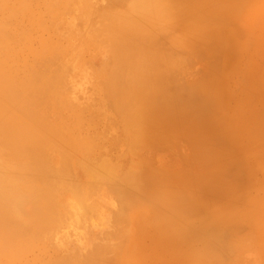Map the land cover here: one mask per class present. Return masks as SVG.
Masks as SVG:
<instances>
[{"label":"rangeland","instance_id":"obj_1","mask_svg":"<svg viewBox=\"0 0 264 264\" xmlns=\"http://www.w3.org/2000/svg\"><path fill=\"white\" fill-rule=\"evenodd\" d=\"M161 1L126 0L113 9L107 0H0V72L7 73L12 64L20 67L33 59L52 56L56 63L49 65L50 70H64L71 76L66 83L70 87L68 96L60 98V91L52 96L64 109L51 108L53 115L55 110L59 115L56 118L48 112V118L62 125L55 122L56 132H69L77 141L73 140V148L67 144L71 137L65 133L64 140L57 137L59 144L51 146L60 155L59 166L56 173L49 170L48 176L57 181L60 175L57 183L76 177L77 185L91 179L94 188L88 201L101 199L100 214L118 215L115 225L110 222L111 226L107 223L101 228L99 218L97 224L88 218L81 224L65 220L58 226L54 241L70 237L63 246L73 249V253L83 250L88 241L106 244L102 264H264V0H211L217 8L208 0H178L172 8L180 13L179 17H157L151 22L154 6ZM197 4L208 16L189 23L184 15ZM140 11L150 18L143 27L133 22ZM108 23H115L116 29H107ZM144 38L156 40V47L166 48L173 58L180 59L175 69L164 60L157 67L171 76L164 85L174 102L170 104L172 115L177 116L173 120L159 116L154 106L136 102L138 94L133 89L137 82L127 77L128 71L123 73L126 82L119 83L110 76L120 70L112 54L116 47ZM155 46L154 52L162 51ZM150 54L142 52L141 56ZM10 77L13 73L0 76V128L9 131L7 147L29 131L42 134L34 116L37 111L8 102L15 90L5 85ZM18 92L22 93L20 88ZM154 92L161 96L157 88ZM139 97L148 101L144 94ZM98 109L105 114H98ZM3 137L1 132L0 139ZM63 143L69 145H65L67 150L73 148L70 155ZM21 153L19 156L14 152L12 157L0 153V161L14 169V182L20 192L36 191L38 198L40 189L46 193L44 186L53 181L38 184L26 177L21 164L29 160ZM61 153H66L65 157ZM218 169L226 173L221 183ZM68 174H73L72 178ZM83 175L87 181L78 180L85 179ZM194 181L202 186L196 187ZM157 186L167 188L162 193L166 199L174 192L187 196L180 201L187 198L183 206L189 207V214L182 216L154 198ZM58 189L53 192L55 198L67 200L65 188ZM39 199L41 208L49 210L46 207L50 202ZM194 200L197 205L189 204ZM62 201L53 204L55 212L62 210ZM155 211L169 222L167 237L157 230ZM94 227L100 229L96 232ZM110 230L112 235H108ZM171 239L180 250L164 252ZM150 241L154 248H149ZM14 244L3 248L15 250ZM44 244L49 245L43 249L32 245L15 263L12 260L6 264H45L64 251L57 252L52 244ZM227 244L233 245L232 251ZM159 247L163 248L161 252L156 251ZM210 249L216 252L208 253ZM5 258L0 255L1 264H5Z\"/></svg>","mask_w":264,"mask_h":264},{"label":"bare ground","instance_id":"obj_2","mask_svg":"<svg viewBox=\"0 0 264 264\" xmlns=\"http://www.w3.org/2000/svg\"><path fill=\"white\" fill-rule=\"evenodd\" d=\"M120 1L121 0H107V4H108V6H110L111 8L113 7V9H114L115 5H117V4L122 5L123 3L126 2V0H125V2L121 1V4H119ZM208 1H210L211 4H213V6H215L214 8H217L218 4L215 1H211V0H208ZM204 3H206V1ZM177 4H179L178 0H166V1L163 0L161 2H158L154 6V11H152L151 22L154 21V18H157V17L163 18V17L167 16L168 18H171V19L179 17L180 13L174 12V9L172 8V6L177 5ZM207 4L209 5V3H207ZM124 5H125V7L128 6L126 4H124ZM199 6L197 4V6H194L193 10L186 11L187 15H184V17H186L188 19L187 21H189V23H190V21L195 22V20H196V23L201 22V19L204 20V17L206 14L208 16V12L205 11V9H203L204 11H202L201 9L200 10L198 9ZM205 7H207V6H205ZM106 11H104V13L103 12L102 13L108 15V12L106 13ZM110 12L112 13L113 10L112 11L110 10ZM110 12H109V15H110ZM102 16H104V15H102ZM149 20H150V18L144 16L143 12L140 11L138 13L137 17H134L133 22H134L135 26L143 27L149 23ZM106 27L109 30L116 29L115 23H112V24L108 23L106 25ZM158 44L159 43L154 39L144 38L142 40H139L137 43H133L132 41H130L128 44H125V45L121 44V47L117 46L116 50H114V52L112 54L118 60V65H120V70L117 73L111 72L110 76H112L115 79V81L121 83L123 81V76H124L123 73L128 71L129 75L127 77L130 78V80L132 82H137V83H135L136 88L133 89L134 93L138 94V98L136 99V102H140L141 105L146 104L148 107L154 106L155 107L154 109L158 110V111H156V110L155 111L159 116H162L166 120H168V119L173 120V118H175L177 116L172 115L173 111L171 109L172 106H170V104H174V102L171 101L172 100L171 94H170L171 97H168V95H167V93L169 94L171 92L165 91L166 90L165 88H167L168 86L164 85V83L166 81L170 80L171 76L169 73L159 72L157 67L160 63L162 64V60H164L165 62H167L168 66H169V64H171V66L174 67L172 69H175L177 67L176 65L179 63L178 60H180V59L177 60V59L173 58L171 51L167 50L166 48L161 49V46L160 47L155 46ZM154 46H155L157 51L158 50L159 51L162 50V51L158 52V53L154 52ZM142 52L151 53V54L148 57L144 58L143 56H141ZM56 55L57 54H55V56ZM54 60H55V58L50 56V57L33 59L31 62L27 63L26 65H21L20 67H14L16 65L12 64V66H8V68L11 70H9L7 73H9V74L13 73L14 79H13V77H10V78H7L8 80L5 82V85L8 86L9 88H11V89L15 88V90L11 92L12 95H9L8 102L10 101V103H14V105H16V106L19 105V108L26 107V108H32L35 111H37L34 113V116L36 114V116H37L36 120H37V122H38V124L41 127L43 132L41 131L42 134H38V133L34 134V132L29 131L24 137L22 136L21 139H19L20 140L19 142L17 141L15 143H13L12 145H10V147H7L8 135L6 132H9V131H7L6 128H3V129L0 128V134H1V132L4 133V137L2 139H0V153L7 154V155L11 156L12 154L14 155V152H16V154L20 156L19 153L22 152L21 156H23L24 158L27 157L29 160L27 162L28 164L27 163L21 164L23 166V168L25 169L24 171H26L25 176L34 178L33 181L38 183V184H41V183L44 184L45 180L51 179V177L48 176V174H49L48 172H51L49 170L53 169L55 172L54 171H52V172L56 173V170L58 169V166H59L57 160H59L58 156H60V155H58V153H56L57 148L55 149L51 145L54 144L55 142H56V144H59L57 137H59V139H61V141H62V140H64V139H62V136L68 135L67 133H69V132H67L69 130L66 131L67 133L62 131L63 133H65V135H64L63 133L61 134V131L59 133L58 132L59 130H58L57 131L59 133L58 135H61V136H58L56 129H54L55 128L54 124H56L55 122H57V123H59V122L51 120L52 119L51 117L48 118V116H50V113L54 112V110L52 111L51 108L59 106V108H61L62 110L64 109V107L63 108L61 107L62 105L58 104L59 100L57 102L54 101V99H52V96L54 95V97H55V95H57L60 91V94H62V96H60V94H59V97L60 98L63 96L66 97V96H68L69 90H70V87L68 85H66V83H69L71 80V76L69 77V72L64 71V70H55V71L50 70L49 65L50 64L55 65V63H56L55 62L56 60L55 61ZM182 61L183 60L181 59L180 62L182 63ZM21 68H22V70H21ZM7 73L5 70H1L0 76L4 77V76H6ZM123 82H126V79H124ZM56 84H58V88H57ZM29 86L31 88H34L36 90V92H33V90ZM54 86H56V88L53 89ZM50 87L52 88V90L50 89ZM19 88L21 89L22 93L18 92ZM156 88L158 89V91L162 92L160 97L157 94H155V92H154V89H156ZM47 89H49L51 91H46ZM123 89H124V85L121 87V90H123ZM14 92H16V93H14ZM189 93H190L189 94L190 97L192 98L191 92H189ZM139 94L146 95L148 98V101L146 98H145V100L144 99L140 100ZM179 94L182 95L181 92ZM179 94H178V96H179ZM189 95L186 97H189ZM186 97L184 96V98H186ZM60 98H58V99H60ZM178 98H176V99H178ZM191 98H188V99L190 100ZM186 100H187V98H186ZM189 100L187 102H189ZM53 101H54V103H52ZM182 101H184V100H182ZM176 102L178 103L177 100H176ZM86 103L88 104V102H86ZM181 103H185V102H181ZM53 104L56 106H54ZM99 105H100V103H99ZM188 105H190V104L187 103L186 106H188ZM99 107L101 108V105ZM99 107L97 106V108H99ZM181 107H183V106H181ZM60 110H58V111H60ZM98 110L99 111L96 110L97 113L103 112V111H100V109H98ZM46 111H47V113H46ZM48 112H50V113L48 114ZM55 112L57 113V110H55ZM56 113H54V115ZM58 113H60V112H58ZM97 113H96V115H97ZM100 113H98V114H100ZM26 114H27V112L25 113V115ZM104 114L105 113H103V114L101 113L102 116ZM45 115H47V116H45ZM54 115H53V113L51 114V116H54ZM58 115L59 114L55 115L56 118ZM68 119H70V118H68ZM73 121H75V120H73ZM20 122L21 121H18L17 123L19 124ZM172 125H170V126H172ZM60 126H62V125L60 124L59 127ZM142 126L144 127V123L142 124ZM63 128L61 130H63ZM72 136L73 135H71V134H70V136L68 135L69 138L71 137L70 138L71 141L66 136V139L69 140L70 143L68 141H66V142H68L67 144H69L70 146H73L72 142H73V140H75V138ZM72 138H74V139H72ZM76 141L77 140H75V142ZM78 141H80V140H78ZM65 143L62 144L64 146V148L61 144L59 146H61L66 151L67 149H66L65 145H67V144H65ZM69 145H67V146H69ZM27 147H29V148L27 149ZM51 147H53V148L50 149ZM69 148H70V149H68L69 151L68 150L67 151L70 155L72 152L71 149H73L75 147L73 146V148L72 147H69ZM50 150H52V151H50ZM63 153H61V154H63ZM65 154H63L64 155L63 157H65ZM17 157H15V159L18 161ZM61 160H63V159H60V161ZM66 160L68 161L69 158L67 157ZM67 166H69V165H67ZM70 167H68V168H70ZM64 171H66V170H64ZM65 173H67V172H65ZM14 174H15V172H14V169L12 168V166H10L8 163H4V162L0 161V205H2V206H0V255L6 256L3 263H5V264L10 263L12 260H13V263H15V260L17 258H20L22 256L23 252L27 251L28 249H29L28 251L31 250L30 248L32 247V245H41L40 248L43 249V248L48 247V245H49V244L45 245L44 243H50L54 246V248L57 249L56 250L57 252H60V250L61 251L64 250V251L57 253L58 255H56L53 258V260L47 261V262H45V264H102L103 263L102 261L104 260L103 259V253H104V251H106L108 249V246H104L106 244L97 245L93 241H88V244H86L85 247H83V250L80 248L79 252L76 251L75 253H73L74 252V251H72L73 249L71 250L69 248L70 249L69 250L67 248H64V246H63L64 241H68V239L70 238L69 236H68L69 238H67L66 236L62 237L61 235H59V237L61 236L60 241L57 239H56L57 241H54L55 240L54 236L57 235V232H59L58 226L60 224L64 223L65 220L69 221V219H70L71 221L74 220V222L76 224H81V223H85V221L88 218V221H91L90 219H92V220H94V222L96 221L95 223L97 224V221H98L97 218H99V221H101V223L103 224V225H100L101 223L98 222V225L100 226V228L102 226L105 227V225L108 226L107 223L111 226L110 222L114 223V225H115V222L118 221L117 213H106L104 215L100 214V213H102L100 210L101 203H102L101 199H97L91 203L88 201V197L90 195L89 194L90 190L94 188V183H92V180L91 179L88 180V178H86L83 175L85 179H82L83 177H81L78 180L79 181H81V180L87 181L88 180V182H86V184L79 183V185H77V184H75L77 182L76 177H75V179H73L71 177V176H73V174L72 175L68 174V175H70L69 178H72V180H74V183L71 182L72 180L68 181V179H67V181H65V183L62 181L60 182L62 184H65V186H63L61 184L60 187L63 186L65 188V193L67 192L68 194L65 195V193H64V195L66 196V197L64 196V198L65 199L68 198L69 202H67L68 199L64 200L65 201L64 206L60 207V208H62V210L61 211L58 210L57 212H55L54 210H55L56 206L54 207L53 204H55V203L59 204V202L62 201L61 199L58 200L57 197L55 198V194L53 193L57 188H59L60 190H62V188H63V187L62 188L58 187V184H60V183H57L60 180L58 178L60 175H57L58 176V177H56L57 181H55L54 179H51L53 182L55 181L54 185H52L53 182L51 181L52 183L50 185H47L49 187L44 186V188L46 189V193L43 191V189H40V191H41V192L39 191L41 193L40 196L38 198H35L36 191H32V193H30V194L28 192H20V190H21L20 187L17 184H15V182H14ZM88 175L91 176L93 174H88ZM88 175L86 174V176H88ZM216 175H217V179H218L219 183L223 182V179H226L225 178V175H226L225 170L221 171V169H218ZM54 176H56V174H54ZM64 180H66V179L64 178ZM55 183L57 186L55 185ZM192 183L195 184L196 187L202 186V185L200 186L198 181H194ZM66 189L69 190V192ZM166 189L167 188L163 187V186L155 187L154 188V198H156L160 202H165V204L167 206H170V209L172 211H175L176 213H179L182 216H187L190 212V209L187 205L183 206V204H184L183 202H186L187 198L184 199L185 201L184 200L182 202L180 201V199H182V197H187V196L174 192V194L171 195L170 199H166V198H164V196H165L164 194L166 193ZM50 192H52V193L50 194ZM63 192H61L62 195H63ZM158 193H160V195H157ZM162 193H164V194H162ZM31 195H33V200L31 198ZM58 195L60 196V193H58ZM166 196L169 198V195H166ZM40 197H42V199L44 200L43 203H46V202L48 203V201L50 202L47 205L48 207H46V209H49V210H45V209L41 208L40 202H39L41 200V199H39ZM61 198H63V197L61 196ZM53 199L55 201L52 204L51 201ZM171 199H174L173 204L169 203V201ZM29 200H30V202H29ZM64 201H62V203H64ZM50 204L52 205L51 208H49ZM189 204L197 205L198 202L196 200H194L193 203H189ZM61 205H63V204H61ZM192 205H191V208H192ZM9 206H11V207H9ZM52 208H53V210H51ZM205 211H207V210H205ZM154 217H156V219L159 221L158 222L159 226H158L157 230L161 231L165 235V237H167L168 228L166 226V223H169V222L167 221V219L165 217L160 216L159 213H157V211H155ZM46 219H48V221L50 220L51 222L46 223V221H47ZM42 223H44V224H42ZM72 223L73 222H71V224ZM76 224H75V226H76ZM99 226H97V227H99ZM97 227H94L95 228L94 231H96V232H97V230L100 229V228L97 229ZM108 235H112L111 230L108 232ZM53 237H54V239H53ZM154 241H156V236L154 238ZM12 243H15L14 244V246H16L15 250L8 251V250H5L3 248V246L5 244H12ZM234 243H237V242H234ZM148 244L150 245L149 248H154L153 242L150 241V242H148ZM231 244H232V242H231ZM228 245L229 244H227L226 247ZM178 246L176 247L175 241L173 239H171L165 244L164 252H171V251L180 250L181 247H178ZM232 246L231 245L228 246L227 249H229V247H230L229 250L232 251L231 250ZM143 247L145 248L144 245H143ZM169 249H172V250H169ZM162 250H163L162 247H159L156 249L157 252H161ZM210 250L208 251V253L212 252L213 249H210ZM214 251L216 252V249L213 250V252ZM210 254H213V253H210Z\"/></svg>","mask_w":264,"mask_h":264}]
</instances>
